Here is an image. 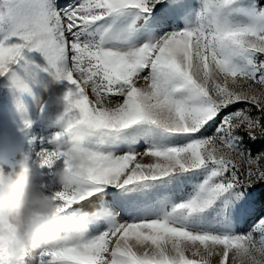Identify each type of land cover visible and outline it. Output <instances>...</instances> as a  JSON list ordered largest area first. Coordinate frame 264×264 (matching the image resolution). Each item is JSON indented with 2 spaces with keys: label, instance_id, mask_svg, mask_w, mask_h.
<instances>
[{
  "label": "snow or ice",
  "instance_id": "1",
  "mask_svg": "<svg viewBox=\"0 0 264 264\" xmlns=\"http://www.w3.org/2000/svg\"><path fill=\"white\" fill-rule=\"evenodd\" d=\"M0 0V78L61 94L54 131L21 152L90 230L2 264H264V0ZM32 121L25 119L24 128ZM86 127L73 156L63 128ZM260 141V147L252 145ZM75 170L67 189L49 182Z\"/></svg>",
  "mask_w": 264,
  "mask_h": 264
},
{
  "label": "clouds",
  "instance_id": "2",
  "mask_svg": "<svg viewBox=\"0 0 264 264\" xmlns=\"http://www.w3.org/2000/svg\"><path fill=\"white\" fill-rule=\"evenodd\" d=\"M62 131L67 133L66 150L73 156L91 135L86 127ZM28 159L21 152L15 168L0 165V264L28 249H54L78 243L90 230L85 213L66 214L64 205L44 190V174ZM74 172L55 168L49 182L67 189L75 179Z\"/></svg>",
  "mask_w": 264,
  "mask_h": 264
},
{
  "label": "rangeland",
  "instance_id": "3",
  "mask_svg": "<svg viewBox=\"0 0 264 264\" xmlns=\"http://www.w3.org/2000/svg\"><path fill=\"white\" fill-rule=\"evenodd\" d=\"M200 2L201 0H184L182 10L175 16V24L184 27L186 23L193 22ZM63 87V84H51L47 93L40 88L39 94L33 95L15 90L6 79L0 78V149L7 153L15 145H22L26 151L38 148L39 138L55 130V107L41 111V101L61 94ZM25 119L32 121L28 128L23 126ZM260 144L257 141L252 148L258 149ZM249 203L253 217L264 211V184L251 190Z\"/></svg>",
  "mask_w": 264,
  "mask_h": 264
},
{
  "label": "bare ground",
  "instance_id": "4",
  "mask_svg": "<svg viewBox=\"0 0 264 264\" xmlns=\"http://www.w3.org/2000/svg\"><path fill=\"white\" fill-rule=\"evenodd\" d=\"M36 109V108H35Z\"/></svg>",
  "mask_w": 264,
  "mask_h": 264
}]
</instances>
